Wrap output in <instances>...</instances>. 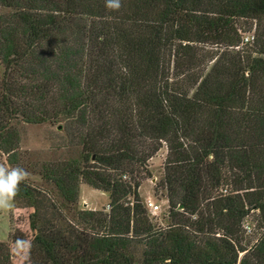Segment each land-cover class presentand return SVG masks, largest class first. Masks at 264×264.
I'll return each instance as SVG.
<instances>
[{
	"label": "trees",
	"instance_id": "1",
	"mask_svg": "<svg viewBox=\"0 0 264 264\" xmlns=\"http://www.w3.org/2000/svg\"><path fill=\"white\" fill-rule=\"evenodd\" d=\"M0 7V150L17 162L18 123L47 121L80 150L43 164L55 195L20 184L33 234L0 240V264L13 244L30 264H264V0ZM238 18L257 20L253 41ZM164 146L170 221L158 226L139 188ZM82 182L109 192V211L76 209Z\"/></svg>",
	"mask_w": 264,
	"mask_h": 264
},
{
	"label": "rangeland",
	"instance_id": "2",
	"mask_svg": "<svg viewBox=\"0 0 264 264\" xmlns=\"http://www.w3.org/2000/svg\"><path fill=\"white\" fill-rule=\"evenodd\" d=\"M6 10L0 7V13ZM240 32L244 34L256 35L257 20L252 18L236 19ZM242 33V34H243ZM4 65L0 59V77L4 72ZM20 131V148L17 162H10L8 156L0 150V166L8 168L21 167L25 169L29 175L24 181L33 186H38L56 194L53 184L45 181L41 175L43 164L55 163L61 160L78 158L80 150L72 144L68 132L54 121L43 123H18ZM167 155V148L164 146L149 160V169L151 176L142 179L139 188L141 197L149 210L155 224L158 226H167L169 223V201L166 191L157 184L164 176V161ZM158 188V189H157ZM57 197V196H56ZM59 199V198H58ZM148 200H152L160 205L157 212H152L147 204ZM110 196L109 192L96 189L85 182L81 183L79 201L76 209H97L109 211ZM33 208L25 203L24 198L12 201L7 209H0V240L7 241L11 232L15 229L24 231L29 237L33 234L30 228L29 215ZM67 212V209H65ZM258 214L253 211L244 221L246 235L248 239L256 242L261 235L262 230L258 226ZM12 264H30L28 263V244L12 245Z\"/></svg>",
	"mask_w": 264,
	"mask_h": 264
},
{
	"label": "clouds",
	"instance_id": "3",
	"mask_svg": "<svg viewBox=\"0 0 264 264\" xmlns=\"http://www.w3.org/2000/svg\"><path fill=\"white\" fill-rule=\"evenodd\" d=\"M105 7L110 11H118L122 7V0H105ZM29 173L21 167L10 170L0 166V209H7L17 196L19 186Z\"/></svg>",
	"mask_w": 264,
	"mask_h": 264
},
{
	"label": "built area",
	"instance_id": "4",
	"mask_svg": "<svg viewBox=\"0 0 264 264\" xmlns=\"http://www.w3.org/2000/svg\"><path fill=\"white\" fill-rule=\"evenodd\" d=\"M255 35L254 34H244L243 33V42H250L253 41ZM147 204L152 212H157L160 209V205L158 203H155L152 200H148ZM110 207V205H108Z\"/></svg>",
	"mask_w": 264,
	"mask_h": 264
}]
</instances>
